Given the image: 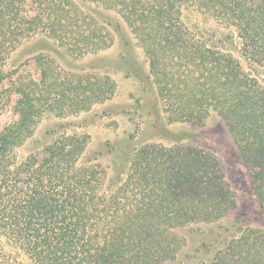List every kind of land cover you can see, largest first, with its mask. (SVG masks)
I'll list each match as a JSON object with an SVG mask.
<instances>
[{"label":"trees","instance_id":"16d2710c","mask_svg":"<svg viewBox=\"0 0 264 264\" xmlns=\"http://www.w3.org/2000/svg\"><path fill=\"white\" fill-rule=\"evenodd\" d=\"M186 12L231 29L249 72L214 32L187 27ZM122 31L146 57L171 121L199 125L211 111L222 120L264 206V0H0V55L38 38L76 59ZM32 56L44 66L36 83L0 64V101L5 91L14 98L9 118L0 109V264H159L176 252L169 229L216 222L233 206L220 166L198 148L140 144L113 178L66 133L20 157L50 108L52 57ZM258 237L256 253L243 251L244 234L211 264H264Z\"/></svg>","mask_w":264,"mask_h":264},{"label":"rangeland","instance_id":"374dc122","mask_svg":"<svg viewBox=\"0 0 264 264\" xmlns=\"http://www.w3.org/2000/svg\"><path fill=\"white\" fill-rule=\"evenodd\" d=\"M184 22L190 29L214 32L218 39L212 42L217 40L216 45L238 59L249 72L240 53V42L231 29L190 12L185 13ZM230 34L232 38H224ZM124 36L128 38L124 31L117 33L110 48L76 59L58 46L51 52L47 43L38 38L9 53H1L2 67L8 71L18 67L21 79L34 83L44 66L32 61L31 55L49 52L52 57L48 64L53 75L48 79L49 112L39 120L18 155L25 158L41 151L66 133L86 143L84 160L89 158L93 164L106 168L107 177L113 178L126 173L132 150L140 144L165 149L183 145L206 151L221 168V177L232 193L233 206L216 222L169 229L168 237L173 239L176 252L173 259L159 264H211L226 242L244 234L248 236V244L243 251L256 253L258 236L264 232V206L260 205L250 170L238 156L227 128L212 111L199 125L171 121L153 83L146 57ZM258 79L264 86V70H260ZM13 99H7V91L2 94L3 119L9 118Z\"/></svg>","mask_w":264,"mask_h":264}]
</instances>
